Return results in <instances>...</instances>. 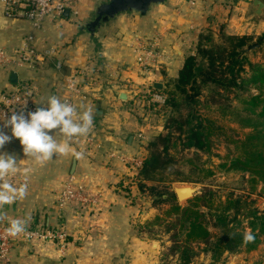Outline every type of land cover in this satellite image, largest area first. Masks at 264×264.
<instances>
[{"label":"crops","instance_id":"0c3cea01","mask_svg":"<svg viewBox=\"0 0 264 264\" xmlns=\"http://www.w3.org/2000/svg\"><path fill=\"white\" fill-rule=\"evenodd\" d=\"M103 1L78 0V14L69 10L61 17L49 18L34 32L37 50L54 47V56L34 67L0 71V91L28 83L42 107L53 95L64 102L66 78L78 75L81 86L75 107L78 114L91 108L94 121L88 135L69 141L71 149L84 154L80 159L70 151L53 154L40 164L23 153L18 139L0 150L15 154L17 159V171L0 183L17 188L28 184L25 198L0 206V220L8 226L13 219L26 221V231L66 230L74 244L61 259L56 240L18 236L10 261L0 259V264H110L116 257L133 255L134 247L128 241L138 209L128 208L122 200L121 186L129 184L134 173L112 155L137 152L141 144L137 135L143 132L152 137L155 133L144 122L148 120L144 113L132 111L133 102L156 84H162L163 90L167 82L176 80L186 58L195 53L201 35L210 28L214 37H219L221 29L227 35L255 37L263 28V22L254 17L253 0H168L146 16L119 15L93 37L84 27ZM30 33V22L23 16L6 15L0 3V48L11 55ZM149 49L158 58L143 68L138 59ZM89 137L96 145L87 142ZM55 138L58 142L67 139ZM71 179L84 187L92 203L58 207L57 195Z\"/></svg>","mask_w":264,"mask_h":264},{"label":"trees","instance_id":"16d2710c","mask_svg":"<svg viewBox=\"0 0 264 264\" xmlns=\"http://www.w3.org/2000/svg\"><path fill=\"white\" fill-rule=\"evenodd\" d=\"M218 34L220 44L215 42L211 28L201 35L195 53L186 58L178 78L170 81L174 85L173 93H169L167 87L163 90L153 89L166 96V107L177 109L180 106L176 101L177 96L184 100L182 103L186 107L192 109L207 102V99H201L204 88H211L213 91L212 101L215 94L235 91L237 101L244 106V115H239V124L250 130V133L237 142L238 153L231 159L229 169L249 173V182L256 189L259 184L264 185V65L251 63L247 55L241 56V50L254 41V36L227 35L223 29ZM263 41L264 35L257 43L261 45ZM252 89H256L258 94L247 95ZM193 110L186 115V119L180 115V119L184 121L172 119L171 124L165 127L168 133L160 134L150 141V155L137 174L138 187L142 192L145 188L142 182L154 180L158 172L164 171L172 163L170 152L178 147L179 141L183 150H210L211 132H207L205 121L197 117L196 112L192 113ZM175 126L176 132H179L177 138L172 131ZM209 175H213V172L210 171ZM176 181L189 182L186 179ZM151 191L158 198L154 205L169 206L163 217L157 216L152 223L164 222L166 232L171 233L170 254L176 260L167 264H204L196 263L199 257L196 248L202 245L206 246L205 251L213 259L210 264H217L226 253L249 254L264 243V212L254 209L248 213L247 218L249 228L256 237L255 242L242 246L244 232L237 233L234 230V224L240 223L239 217L244 210L242 199H235L233 195L228 197L222 209L209 213L212 222L202 211V208H212L214 194L210 191L196 196L185 205L179 204L175 194L168 189L161 193L156 192L155 188ZM211 226L224 230L223 236L216 242L211 241Z\"/></svg>","mask_w":264,"mask_h":264},{"label":"rangeland","instance_id":"374dc122","mask_svg":"<svg viewBox=\"0 0 264 264\" xmlns=\"http://www.w3.org/2000/svg\"><path fill=\"white\" fill-rule=\"evenodd\" d=\"M251 16L253 17L252 14ZM258 20L263 22V28L259 30V34H261L255 36L254 41L250 44L259 42V39L264 35L262 32L264 30V13ZM214 38L215 42L220 44V36ZM247 57L253 64L264 65V41L257 50L250 52ZM166 87L169 93H173V83L167 82ZM236 94L235 91L231 93L221 92L220 95L215 94L212 101L213 91L211 88H204L201 99H207V102L192 108L194 109L192 113L196 112V116L205 121L204 125L208 127L207 132H211V148L208 152H200L194 149L183 150L179 141L178 147L170 152L173 157L172 163L164 171L158 172L154 180L142 182L145 185L143 192L138 187L137 174L139 169L135 170L128 167L134 173V178L129 184L121 186V196L128 208L138 209L137 217H134L131 226L133 236L128 241L129 246H133L134 250L133 255L116 257L111 260L110 264H118V261H123V264H167L169 261L176 260V257L170 254L171 233L166 232V224L162 221L152 224L157 216L163 217L164 212L169 208L167 204L160 207L154 205L158 198L151 191L152 188L161 193L167 189L173 192L177 185L194 187L198 190L197 196L210 191L214 194L212 208H202V211L208 215V219H211L209 213H216V210L222 209L228 197L233 195L235 199H242L244 210L239 217L240 223L234 224V230L237 233H245L250 229L247 218L250 211L258 209L264 212V185L259 184L256 189H253L249 182L251 178L249 173L229 169L231 159L238 153L237 142L243 140L250 133V130L239 124V115H244V106L237 101ZM256 94L258 91L252 89L247 95ZM176 101L180 105V111H178L179 108L165 106L147 115L144 113V118H148L144 122L155 131L151 139L149 138V142H145L144 145L139 144V147L145 149L143 155L145 159L150 155V150H148L150 141L160 134L166 135L168 131L165 127L171 124L172 119L184 121L180 119V115L186 119V115L192 110L182 103L184 100L180 96H177ZM175 129L177 126L173 127L172 130L175 138H177L179 132H176ZM210 171L213 172V175H209ZM184 179L189 182L176 181ZM211 221L213 222L212 219ZM210 230L212 242H216L223 236L224 230L220 227L211 226ZM62 232L67 234L65 248L62 249L59 242H55L58 245L60 255H62L61 259L69 254L72 247L69 245H74L69 232L66 230ZM205 247L202 245L196 248V252L199 254L196 263L210 264L213 262L210 254L205 251ZM217 264H264V243L256 251L249 254L244 252L226 253Z\"/></svg>","mask_w":264,"mask_h":264},{"label":"built area","instance_id":"2783aa9c","mask_svg":"<svg viewBox=\"0 0 264 264\" xmlns=\"http://www.w3.org/2000/svg\"><path fill=\"white\" fill-rule=\"evenodd\" d=\"M4 12L8 16H23L30 24L33 33L26 35L20 45L14 49L10 55L5 48H0V71L14 70L27 66H35L42 62L46 57H52L56 54L54 47L38 51L36 48V36L34 32L40 31L44 23L49 18L61 17L66 11H78L75 7L78 0H0ZM158 58V54L153 50H145L139 57L138 62L143 68L149 67ZM59 68L60 65H57ZM78 75L66 78L65 81V100L75 106V96L80 92L81 83L77 80ZM140 96L133 102L132 111L136 113H151L158 108L166 105V96L153 88L142 92ZM37 107H42L34 89L28 83H20L16 86L6 88L0 91V126L3 120L11 115V112L35 111ZM147 119V118H146ZM141 144L149 142V138L143 132L137 135ZM87 142L91 145L95 144L93 137H89ZM96 145V144H95ZM135 153L118 152L113 153V157L118 159L127 167L135 170L140 169L145 161L144 151L142 147ZM92 203L91 198L85 193L83 186L77 185L72 179L66 183L64 188L57 195V205L61 209H65L70 205L84 206ZM8 225L0 220V259L5 263L10 261L12 252V244L16 237L23 236L28 240L51 239L59 242L62 249L67 245L65 232L48 233L43 231H23L13 236L7 231ZM62 252V251H61Z\"/></svg>","mask_w":264,"mask_h":264},{"label":"clouds","instance_id":"9594fccd","mask_svg":"<svg viewBox=\"0 0 264 264\" xmlns=\"http://www.w3.org/2000/svg\"><path fill=\"white\" fill-rule=\"evenodd\" d=\"M46 107H37L35 111H13L4 119L0 126V150L18 139L23 153L31 156L36 162L43 164L52 159L53 154L67 155L70 151L76 159L83 157L82 152L70 148L69 141L76 137L88 135L93 127V114L91 108L78 114L77 108L68 102H62L55 95L48 97ZM84 108L83 105L80 106ZM5 129L10 130V134ZM57 135L67 139L58 142ZM17 171V159L13 153L0 151V181L10 173ZM28 170L25 169V172ZM28 194V184L23 183L18 188L12 184L0 183V206L11 204L17 198L23 199ZM0 219H3L0 216ZM26 221L13 219L7 229L10 235H17L25 231ZM255 235L251 229L242 237V246L255 242Z\"/></svg>","mask_w":264,"mask_h":264},{"label":"water","instance_id":"95a60500","mask_svg":"<svg viewBox=\"0 0 264 264\" xmlns=\"http://www.w3.org/2000/svg\"><path fill=\"white\" fill-rule=\"evenodd\" d=\"M168 0H105L99 3L95 9L93 18L84 27L91 36L96 37L101 34L102 28L115 20L119 15L127 13H136L141 16H146L156 6L164 5ZM254 14L259 19L264 13V1L253 0ZM68 14V11L65 12ZM259 43H253L241 50V56L248 55L250 52L259 48ZM17 76L13 75V81H16ZM156 89L161 90L162 84H156ZM126 99V97H123ZM75 166H73V171ZM197 189L194 187L175 186L173 193L179 204L187 203L197 196Z\"/></svg>","mask_w":264,"mask_h":264}]
</instances>
